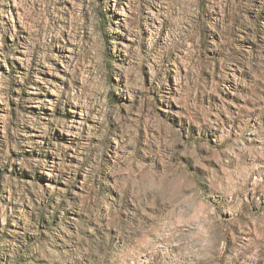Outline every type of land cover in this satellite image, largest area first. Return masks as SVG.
<instances>
[{
    "label": "clouds",
    "instance_id": "9594fccd",
    "mask_svg": "<svg viewBox=\"0 0 264 264\" xmlns=\"http://www.w3.org/2000/svg\"><path fill=\"white\" fill-rule=\"evenodd\" d=\"M0 264H264V0H0Z\"/></svg>",
    "mask_w": 264,
    "mask_h": 264
}]
</instances>
